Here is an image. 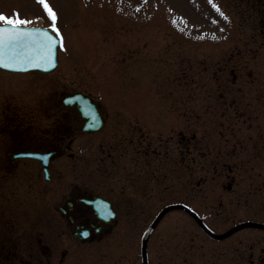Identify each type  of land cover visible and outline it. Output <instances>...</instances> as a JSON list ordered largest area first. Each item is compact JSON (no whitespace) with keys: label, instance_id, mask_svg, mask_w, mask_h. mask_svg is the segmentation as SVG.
Masks as SVG:
<instances>
[{"label":"rangeland","instance_id":"obj_1","mask_svg":"<svg viewBox=\"0 0 264 264\" xmlns=\"http://www.w3.org/2000/svg\"><path fill=\"white\" fill-rule=\"evenodd\" d=\"M45 2L55 19L40 0H0V13L58 29L51 27L61 38L59 64L45 77L97 98L109 115L105 130L118 132L112 155L81 169L123 206L124 249L174 201L217 233L243 218L264 221V27L254 22L264 9L254 0ZM37 74L0 70V97L24 96ZM139 129L146 142L154 138L151 166L138 139L129 140ZM24 192L8 207L15 226H34L38 205ZM153 239L157 264H264V229L212 239L182 210L160 220L152 252ZM103 248H78L73 257L104 264Z\"/></svg>","mask_w":264,"mask_h":264},{"label":"flooded vegetation","instance_id":"obj_2","mask_svg":"<svg viewBox=\"0 0 264 264\" xmlns=\"http://www.w3.org/2000/svg\"><path fill=\"white\" fill-rule=\"evenodd\" d=\"M44 74L47 73L34 76L37 86L30 87L24 96L15 98L7 90L10 97H0V264H94V258L75 259L74 251L101 244L104 264H142L139 238H135L134 247H123V206L103 185L91 181L92 174L81 169L82 161L109 158V145L118 132L105 130L109 115L98 102L96 109L104 120L103 126L95 131L85 130L86 119L78 104L64 101L72 89H60L58 78ZM124 129L123 125L116 131ZM141 133L139 129L129 140L138 139L143 150L140 155L149 156L151 166L154 138L146 142V134ZM120 138L124 142L121 136L118 142ZM194 138L193 135L190 139ZM181 139L185 156L189 154L190 140L187 135ZM24 153L46 154V168L41 160L24 157ZM151 180L149 175L145 182L151 186ZM22 190L32 191L38 205L34 226L14 225L8 199L18 197ZM153 236L147 241L148 264H157L154 239L151 251ZM114 244L121 248L118 254Z\"/></svg>","mask_w":264,"mask_h":264},{"label":"water","instance_id":"obj_3","mask_svg":"<svg viewBox=\"0 0 264 264\" xmlns=\"http://www.w3.org/2000/svg\"><path fill=\"white\" fill-rule=\"evenodd\" d=\"M11 25H0V29L11 28ZM9 35H16L18 39H9ZM52 40L49 41L48 37ZM58 38L44 27H23L18 26L16 33L9 34L0 32V66L9 70L26 71L31 69L52 70L57 63ZM51 45V47H49ZM181 208L188 211L201 224L202 228L212 236L221 237L245 226L264 227L263 223L249 222L242 223L231 228L222 235L210 231L200 218L190 208L183 204H171L164 207L154 218L142 237L143 263H146V243L149 233L170 209Z\"/></svg>","mask_w":264,"mask_h":264},{"label":"snow or ice","instance_id":"obj_4","mask_svg":"<svg viewBox=\"0 0 264 264\" xmlns=\"http://www.w3.org/2000/svg\"><path fill=\"white\" fill-rule=\"evenodd\" d=\"M40 3H42L44 5V8L47 9V11H48L49 15L52 17V19H55V15L52 12V9L45 2V0H40ZM0 21H3L4 24H6V25H11L12 26L10 29L9 28L0 29V32L9 33V34L16 33L18 26L29 23L27 20L19 19V18H13V17L7 16V15H4L3 13H0ZM51 27L58 34V29H56L54 25H51ZM18 38L19 37L16 36V35H9V39L15 40V39H18ZM48 39H49V41H51L52 37L49 36ZM49 47H51V45H49ZM98 213H99V210H98Z\"/></svg>","mask_w":264,"mask_h":264},{"label":"trees","instance_id":"obj_5","mask_svg":"<svg viewBox=\"0 0 264 264\" xmlns=\"http://www.w3.org/2000/svg\"><path fill=\"white\" fill-rule=\"evenodd\" d=\"M255 2L253 4H251L253 7H255L256 9H258L259 11H261V8L262 10L264 9V0H254ZM262 13H264V11H261ZM257 17V19H256ZM254 22L255 24H259L261 25V27H264V14H259V13H256L255 15V18H254ZM260 28V27H259ZM262 29V28H261ZM264 32V30H262Z\"/></svg>","mask_w":264,"mask_h":264}]
</instances>
